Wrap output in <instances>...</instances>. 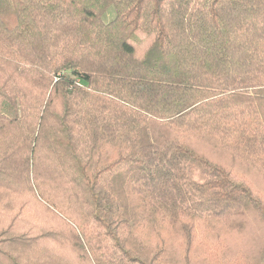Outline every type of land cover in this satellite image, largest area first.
Masks as SVG:
<instances>
[{"label": "trees", "instance_id": "1", "mask_svg": "<svg viewBox=\"0 0 264 264\" xmlns=\"http://www.w3.org/2000/svg\"><path fill=\"white\" fill-rule=\"evenodd\" d=\"M0 264H264V0H0Z\"/></svg>", "mask_w": 264, "mask_h": 264}, {"label": "rangeland", "instance_id": "2", "mask_svg": "<svg viewBox=\"0 0 264 264\" xmlns=\"http://www.w3.org/2000/svg\"><path fill=\"white\" fill-rule=\"evenodd\" d=\"M112 18V12H108L106 15H105V21H109L110 19Z\"/></svg>", "mask_w": 264, "mask_h": 264}]
</instances>
